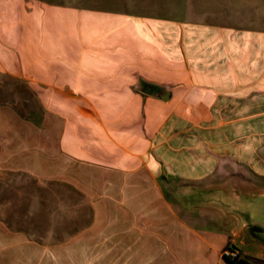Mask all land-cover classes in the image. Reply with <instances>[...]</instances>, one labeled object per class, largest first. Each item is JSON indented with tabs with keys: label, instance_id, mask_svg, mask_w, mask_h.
<instances>
[{
	"label": "crops",
	"instance_id": "obj_1",
	"mask_svg": "<svg viewBox=\"0 0 264 264\" xmlns=\"http://www.w3.org/2000/svg\"><path fill=\"white\" fill-rule=\"evenodd\" d=\"M254 177L264 0H0V264H264Z\"/></svg>",
	"mask_w": 264,
	"mask_h": 264
},
{
	"label": "water",
	"instance_id": "obj_2",
	"mask_svg": "<svg viewBox=\"0 0 264 264\" xmlns=\"http://www.w3.org/2000/svg\"><path fill=\"white\" fill-rule=\"evenodd\" d=\"M153 89L152 85L145 84L143 91L148 93ZM237 210L246 218L245 223L261 241L264 256V195L250 197L247 203L237 206Z\"/></svg>",
	"mask_w": 264,
	"mask_h": 264
},
{
	"label": "rangeland",
	"instance_id": "obj_3",
	"mask_svg": "<svg viewBox=\"0 0 264 264\" xmlns=\"http://www.w3.org/2000/svg\"><path fill=\"white\" fill-rule=\"evenodd\" d=\"M34 100H36V94H33ZM35 112V111H34ZM251 188L249 192H261L264 191V178H256L250 180ZM90 240H84L82 243L84 245H88ZM100 244H104V241L101 239ZM86 248V252L80 253V254H72L68 253L66 254V260L70 262L80 263V264H122L120 261V253L115 254H107V257L109 259H106V254L104 252L98 253V252H90L88 250V247ZM136 253H134L132 256L130 254V261H136ZM134 259V260H133ZM79 261V262H78Z\"/></svg>",
	"mask_w": 264,
	"mask_h": 264
},
{
	"label": "built area",
	"instance_id": "obj_4",
	"mask_svg": "<svg viewBox=\"0 0 264 264\" xmlns=\"http://www.w3.org/2000/svg\"><path fill=\"white\" fill-rule=\"evenodd\" d=\"M222 255L232 262L236 261L240 256V248L234 242L230 243L223 249Z\"/></svg>",
	"mask_w": 264,
	"mask_h": 264
},
{
	"label": "trees",
	"instance_id": "obj_5",
	"mask_svg": "<svg viewBox=\"0 0 264 264\" xmlns=\"http://www.w3.org/2000/svg\"><path fill=\"white\" fill-rule=\"evenodd\" d=\"M240 261H241V260L238 259V260H236V261H233V262L231 261V262H232V264H243V263L240 262Z\"/></svg>",
	"mask_w": 264,
	"mask_h": 264
}]
</instances>
